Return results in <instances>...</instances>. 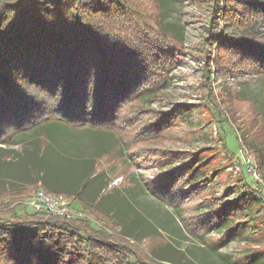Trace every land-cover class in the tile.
<instances>
[{"label":"rangeland","instance_id":"rangeland-1","mask_svg":"<svg viewBox=\"0 0 264 264\" xmlns=\"http://www.w3.org/2000/svg\"><path fill=\"white\" fill-rule=\"evenodd\" d=\"M218 1L129 0L134 12L129 24L135 30L148 22L149 14L156 29L164 27L170 37L172 46L165 50L162 61L172 64V69L163 70L165 79L161 76L162 81H156L150 101L142 100L146 109L168 117L169 134L148 136V120L128 113L117 117L115 129H105L114 132L126 153L121 158L104 156L96 163L99 177L88 194L84 190V200L99 199L106 211L128 216L127 226L117 232L106 220H98L100 213L92 215L76 200L74 207L109 236H122L120 231L130 228L140 247H147L153 255L154 245H160L162 250L170 248L169 258L178 257L181 251L195 264H264V245L248 241L252 237L251 214L238 201L243 170L252 188L264 194V165L258 162L260 157L264 159V137L258 128L264 123V74L244 59L249 55H240L230 44L206 48L207 58V39L216 35L215 42L223 32L222 12L228 14L226 10L232 6L235 19L241 15L240 0L223 1L221 11ZM239 26L254 31L248 37L252 42H264V14L253 27L248 22ZM170 33L179 36L180 42L172 41ZM153 63L159 61L150 59L147 67L153 70ZM212 92L226 118L208 106ZM139 105L134 103L131 109ZM30 134L20 133L12 142L0 144V191L16 186L27 189L2 202L0 211L14 208L21 215L36 213L25 204L38 190L49 191L40 175L31 174L35 172L30 158L38 144ZM49 160L53 168L48 169L47 177L54 187L73 193L81 181V187L84 185L85 165L60 155ZM112 169L117 170L115 175L100 183L101 176ZM256 219L260 222L264 216ZM222 220H228L226 225ZM187 228L196 234L188 233ZM253 236L257 242L264 240V228Z\"/></svg>","mask_w":264,"mask_h":264},{"label":"trees","instance_id":"trees-1","mask_svg":"<svg viewBox=\"0 0 264 264\" xmlns=\"http://www.w3.org/2000/svg\"><path fill=\"white\" fill-rule=\"evenodd\" d=\"M223 1L226 3V0L218 1L219 11L223 9L220 7ZM239 4L240 17L235 19L237 16L231 14L232 6L227 8L228 14L222 12V39L216 38L214 42L216 35L212 34L203 50L210 59L206 48H212L215 43L230 44L240 55H249L244 59L264 74V42H252L248 37L254 31L239 26L248 22L253 27L257 23L264 14V0H240ZM132 13L133 4L129 0H2L0 3V144L12 142L20 133L31 132V140L38 144L30 158L35 172L31 174L41 176L49 190L45 191L79 201L92 215L100 213L98 220H106L117 232L127 226L124 222L128 216L106 211L99 199L84 200V190H88L87 194L91 190V162L58 151L49 137H45L43 127L58 123L66 127L112 130L117 117L128 113L148 120L151 131L148 136L169 134L165 124L168 117L156 109H146L148 106L142 100L150 101L156 81H162L163 70L172 69V64L162 61L165 50L172 46L170 37L166 36L164 27L156 29L149 14L148 22L135 30L129 24V18L134 17ZM170 35L172 41L180 42L179 36ZM150 59L159 61L153 63V70L147 67ZM214 96L213 92L208 94V106L226 118L212 99ZM137 102L140 105L131 109ZM258 128L264 137V123ZM58 155L85 165L81 178L86 180L82 187L81 181L78 191L63 193L49 182L47 171L53 168L49 159ZM258 162L264 165L263 158ZM24 187L1 190L0 207L7 198L23 195L27 191ZM239 187L238 201L251 214L252 237L248 241L264 245V240L257 242L253 236L264 228V220L256 219L264 216V194L252 188L245 170ZM219 205L218 212L223 210L222 203ZM222 222L226 225L228 220ZM187 229L188 233L196 234ZM104 230L94 227L88 218L67 219L30 212L21 215L14 208L0 211V264H195L181 251L178 257L169 258L170 248L162 250L160 245H154L155 255L147 247L142 249L138 236H132L130 228L120 231L122 236L114 237ZM153 233L159 234L155 230Z\"/></svg>","mask_w":264,"mask_h":264},{"label":"crops","instance_id":"crops-1","mask_svg":"<svg viewBox=\"0 0 264 264\" xmlns=\"http://www.w3.org/2000/svg\"><path fill=\"white\" fill-rule=\"evenodd\" d=\"M43 128L45 129V137H49L54 147L65 156L91 162V181H93L91 186L96 185L94 181L99 177L95 173L96 163L99 160L110 155L121 158L126 153V147L110 130L66 127L58 123L45 125ZM115 171L117 172L116 169L107 171L100 180L106 182V179L115 175Z\"/></svg>","mask_w":264,"mask_h":264},{"label":"built area","instance_id":"built-area-1","mask_svg":"<svg viewBox=\"0 0 264 264\" xmlns=\"http://www.w3.org/2000/svg\"><path fill=\"white\" fill-rule=\"evenodd\" d=\"M74 201L66 195L51 194L40 189L28 200L25 206L36 213H46L67 219L88 218L84 211L75 210Z\"/></svg>","mask_w":264,"mask_h":264}]
</instances>
